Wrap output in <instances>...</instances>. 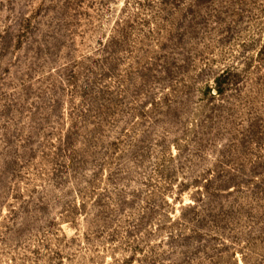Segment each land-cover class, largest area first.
Instances as JSON below:
<instances>
[{"label": "rangeland", "instance_id": "rangeland-1", "mask_svg": "<svg viewBox=\"0 0 264 264\" xmlns=\"http://www.w3.org/2000/svg\"><path fill=\"white\" fill-rule=\"evenodd\" d=\"M0 264H264V0H0Z\"/></svg>", "mask_w": 264, "mask_h": 264}]
</instances>
